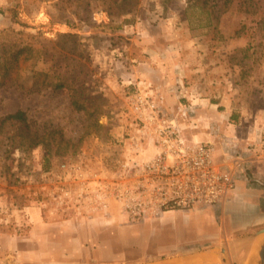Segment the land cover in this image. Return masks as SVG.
I'll return each instance as SVG.
<instances>
[{
    "label": "rangeland",
    "instance_id": "obj_1",
    "mask_svg": "<svg viewBox=\"0 0 264 264\" xmlns=\"http://www.w3.org/2000/svg\"><path fill=\"white\" fill-rule=\"evenodd\" d=\"M156 10L158 0H0V115L25 110L43 139L28 150L0 143L10 149L0 158V264H137L210 248L158 252L205 238L210 223L199 215L128 222L115 205L108 215L52 214L38 190L42 174L73 152L121 158L123 137L135 132L126 95L136 80L127 73L144 60L140 22L153 24ZM183 15L191 45L206 48L202 61L219 65L206 88L216 93L214 110L252 120L264 110V0H187ZM183 79L187 105L204 86ZM197 120L185 135L204 141L215 118L198 113Z\"/></svg>",
    "mask_w": 264,
    "mask_h": 264
},
{
    "label": "built area",
    "instance_id": "obj_2",
    "mask_svg": "<svg viewBox=\"0 0 264 264\" xmlns=\"http://www.w3.org/2000/svg\"><path fill=\"white\" fill-rule=\"evenodd\" d=\"M135 85L126 95L135 132L123 137L121 158L80 150L42 174L38 190L52 214L108 215L115 205L125 221L136 222L170 209L215 205L233 189L234 173L243 160L230 154L224 162L216 161L211 145L182 133L150 83L138 80ZM147 143L156 149L142 158ZM248 150L264 153V131Z\"/></svg>",
    "mask_w": 264,
    "mask_h": 264
},
{
    "label": "crops",
    "instance_id": "obj_3",
    "mask_svg": "<svg viewBox=\"0 0 264 264\" xmlns=\"http://www.w3.org/2000/svg\"><path fill=\"white\" fill-rule=\"evenodd\" d=\"M186 4L187 0H172L164 7L158 0V11L152 15L154 23L150 24L146 20L140 22V25L144 24L140 33L144 60L133 65L132 71L127 75L135 82L142 80L152 85L158 103L176 118L184 135L185 130L197 127L198 113L213 115L217 123L214 121L210 124V133L205 134V139L201 142L211 145L218 162H224L230 154L237 155L243 162L242 167L234 173L233 189L223 201L210 206L170 209L156 218L159 221L168 215L181 214L190 219L199 215L210 223L205 238L161 247L158 252L181 245L204 244L210 248L189 252L181 258L161 257L158 258V263L175 259L179 260L177 264H225L223 260L226 257L229 264H246L249 259L255 258L258 249L257 237L253 233L264 227V153H250L248 150L249 144L259 141L260 134L264 131V110L252 113V120L247 117L236 122L229 111L220 114L218 110H214L218 107V100L214 99L216 93L208 94L206 88L216 82L217 77L212 74L220 70L219 65L215 63L210 67L206 60L202 61L205 53L201 51L206 48L191 45L192 35H187L182 24L187 18L185 15L181 16ZM166 9L167 13L163 14ZM185 75L189 84L204 86L202 93L189 97L191 102L187 105L183 104L185 99L180 97ZM201 106L203 108H199ZM183 119L187 120L182 122ZM188 119H192V122ZM189 138L199 140L195 133ZM155 149L154 145L147 143L141 157L153 154ZM149 220L152 219L146 221Z\"/></svg>",
    "mask_w": 264,
    "mask_h": 264
},
{
    "label": "trees",
    "instance_id": "obj_4",
    "mask_svg": "<svg viewBox=\"0 0 264 264\" xmlns=\"http://www.w3.org/2000/svg\"><path fill=\"white\" fill-rule=\"evenodd\" d=\"M18 54V53H17ZM1 64H4L2 62ZM9 69H6L2 75L8 74ZM2 82L0 81V84ZM54 88H64V82H57L54 85ZM75 102V101H74ZM76 108H83V105H79L77 101L75 102ZM234 120L235 117L232 116ZM39 135L35 132H32L30 123L28 121V116L25 110L18 109L14 112L8 113L6 115H0V143L2 140H8L11 145H14L17 142L18 146H23L24 148L31 149L39 144ZM8 149H2L0 147V158H6L9 153Z\"/></svg>",
    "mask_w": 264,
    "mask_h": 264
},
{
    "label": "water",
    "instance_id": "obj_5",
    "mask_svg": "<svg viewBox=\"0 0 264 264\" xmlns=\"http://www.w3.org/2000/svg\"><path fill=\"white\" fill-rule=\"evenodd\" d=\"M253 236L257 237L258 249L255 252V258L249 259L246 264H264V227L253 233ZM225 252V249H222ZM224 263L229 264L228 259L224 258ZM155 262L137 263V264H153Z\"/></svg>",
    "mask_w": 264,
    "mask_h": 264
},
{
    "label": "bare ground",
    "instance_id": "obj_6",
    "mask_svg": "<svg viewBox=\"0 0 264 264\" xmlns=\"http://www.w3.org/2000/svg\"><path fill=\"white\" fill-rule=\"evenodd\" d=\"M160 262V261H159ZM177 262H179V260H175V259H169V260H166V261H164V262H160V263H158V262H155V263H153V264H177Z\"/></svg>",
    "mask_w": 264,
    "mask_h": 264
}]
</instances>
